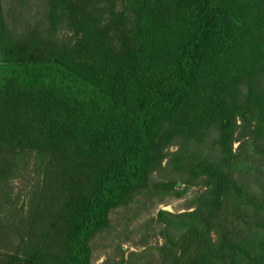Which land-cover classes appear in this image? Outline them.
Here are the masks:
<instances>
[{
	"label": "trees",
	"instance_id": "16d2710c",
	"mask_svg": "<svg viewBox=\"0 0 264 264\" xmlns=\"http://www.w3.org/2000/svg\"><path fill=\"white\" fill-rule=\"evenodd\" d=\"M140 194L187 199L124 248ZM110 231L99 264H264V0H0V264Z\"/></svg>",
	"mask_w": 264,
	"mask_h": 264
},
{
	"label": "rangeland",
	"instance_id": "374dc122",
	"mask_svg": "<svg viewBox=\"0 0 264 264\" xmlns=\"http://www.w3.org/2000/svg\"><path fill=\"white\" fill-rule=\"evenodd\" d=\"M30 181V173H28V171L16 176L11 183L12 192L21 197L28 188ZM186 199L187 197L185 195L181 198L165 197L162 201L157 202L154 200L150 203L145 194H140L135 196L134 201L126 207L113 209L109 214L111 224L118 229L125 228V233L119 235L121 239H125L124 242L121 240L123 242V247L129 249L139 247L135 246L132 242H136L141 233L146 235L148 244H154L157 238L150 235L151 230L147 231V233L142 231L144 229L142 222L146 221L150 216H154L158 208L168 211H181L182 203ZM113 234L114 233L110 231L107 234L97 235L92 240V264H99L103 258V254L110 251L111 244H113L114 241L117 242V240H120L114 237L112 241L111 238ZM157 240L158 242L160 241V239Z\"/></svg>",
	"mask_w": 264,
	"mask_h": 264
}]
</instances>
